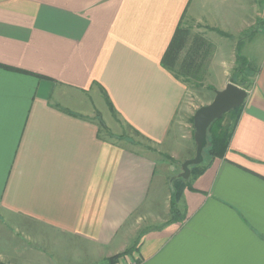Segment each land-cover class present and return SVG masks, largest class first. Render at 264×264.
<instances>
[{
    "label": "crops",
    "instance_id": "crops-1",
    "mask_svg": "<svg viewBox=\"0 0 264 264\" xmlns=\"http://www.w3.org/2000/svg\"><path fill=\"white\" fill-rule=\"evenodd\" d=\"M180 21L204 60L259 43L224 157L177 190L185 87L160 60ZM262 26L264 0H0V264H264ZM106 99L131 135L100 134Z\"/></svg>",
    "mask_w": 264,
    "mask_h": 264
},
{
    "label": "rangeland",
    "instance_id": "rangeland-1",
    "mask_svg": "<svg viewBox=\"0 0 264 264\" xmlns=\"http://www.w3.org/2000/svg\"><path fill=\"white\" fill-rule=\"evenodd\" d=\"M259 26H260V24L257 27H259ZM207 30H210V29H207ZM260 30H262L263 34H264V27L263 26L260 28ZM210 31H207L208 33L206 36L208 37L207 39L213 43L218 42V41H216V39H220V37H225V36L220 35V34L217 35L218 33L215 34L216 31H215V33H212ZM260 35H262V34H260ZM257 39L258 38H256L253 35H245V37L243 35H240L238 37H234V39L223 41V42H221L222 44H218L219 52L214 50V53H213V50H212V52H210V55L206 56V59L204 60V64L202 65V68H201V77H200L199 81L188 80L190 82H188V81L184 82L185 81L183 79L184 77L181 76V74L178 72L177 69H174V71H171L172 75H174V77L177 76L180 79V83L185 87V90H184L185 95H184L183 102H182L183 103V109L182 110L185 111V107H186L187 113L183 112L184 116L180 115V117L184 120L185 124L188 123V125L190 126L187 128L188 129L187 132H188L189 136H191V137L188 141L180 139V143H179V146L177 148L178 155H174L173 158L167 154L163 156V158H164L163 164L168 169L170 168L171 170L176 171L175 176H173V177L169 176L168 177V179L170 181H173L174 179H176V177L179 176V174L182 172L181 165L185 161V160L183 161V159H185V158L192 159L195 155L196 145H195V142L193 139L194 128H193V122H191V119L193 118L194 112L200 106L207 105L212 101V99L215 96V92L220 91L219 86L222 83V81H226L228 78L233 77V80H235L238 83L241 81L244 83H249V84L252 83L254 72L258 66L255 64V58L257 57V52L250 50V48H248V47L252 46L253 43ZM191 41H189V43ZM258 43H259V41H256V44H258ZM231 46L235 47V56H234L235 58H233V57L228 58L227 57V55L229 56ZM221 52H222V56H225L226 58L220 57ZM237 63L239 66V70L242 71V73L238 72V75L233 74V72L235 71V69L237 67ZM222 64H225L223 66V70L221 69ZM228 70H230V71H228ZM227 71H228V73H226ZM220 80H221V82H220ZM239 80H241V81H239ZM228 83H230V82H228ZM223 89H221V90H223ZM109 112H110V110H107L106 119H105L106 121H104V119H102V117L100 118L99 113H96V117H97L96 122H97L98 128L100 130V134L104 138L114 139V140H116L120 136L126 137L129 134L131 135L130 130L127 128L128 127L127 124L124 123L123 120H121L117 117H114L115 116L114 114H113L114 116L112 115L114 118L113 117L110 118V115L112 113L111 112L109 113ZM230 118L231 117H230L229 112L225 113L221 118H219V119H222L221 120L222 126L229 127L228 125L231 124V122H232L230 120ZM106 123L108 124V126L110 128H108ZM183 132H186V130H183ZM134 138H136V137L134 136ZM139 149H141V148L139 147ZM205 151H206V148L204 149V153H203V162L200 164V165H203L202 167L207 165V163L209 162V159L207 157V153H205ZM150 155H153V154L150 153ZM188 159H186V160H188ZM158 171H160V170H158ZM166 172H167V170L164 171L165 174H166ZM171 194H173V188L171 190ZM162 196L164 197V193ZM149 210H150V215L152 213H155L156 215L162 214V211H163L162 199H160L156 202V205H154L153 209H152V205H151ZM122 255H123V253L118 255V258H120Z\"/></svg>",
    "mask_w": 264,
    "mask_h": 264
},
{
    "label": "trees",
    "instance_id": "trees-1",
    "mask_svg": "<svg viewBox=\"0 0 264 264\" xmlns=\"http://www.w3.org/2000/svg\"><path fill=\"white\" fill-rule=\"evenodd\" d=\"M189 41H190L189 30L182 28L181 21H180V23H178V26L176 27L173 33V36L165 52L163 53L161 57V60H160L161 66L170 71H174V69H177L182 77L192 78L194 76L193 74H192L193 76L186 75V74L193 73L195 69L198 70L200 67V64L204 61L203 58L206 54V53L203 54L202 52V55H199L198 53H195V50L197 49L201 50L204 47H206L207 49L209 48V46L206 44V42L203 39H201L198 36H195L190 43ZM182 54L183 56L181 57ZM198 58H200L199 59L200 61L198 60ZM196 63L199 65H196ZM238 72L242 73V71L239 70V66L237 63V67L235 71L233 72V74L238 75ZM175 77L178 78L177 76ZM187 81L188 80H185L184 82H187ZM230 83L243 88L245 91L246 89L249 88V85L252 84V83L250 84L244 83L242 81L238 83L235 80H233V77L231 78ZM244 85L245 87H243ZM106 103L112 115L113 114L115 115L113 106L111 105L109 100L106 99ZM240 109H241V106L229 112L230 117H231L230 120L232 121L231 124L228 125L229 127L222 126V123H221L222 119L215 120L208 127L207 146L205 147L206 148L205 153H207V157L210 162L215 158L224 157L225 152L228 149L229 141L232 135L233 128L237 122ZM191 122H193L192 119H191ZM203 153H204V150H203ZM202 166L203 165L190 166L189 179L195 178L199 176L200 174H202L205 171L207 165L204 167ZM188 180H184L182 178H179V176H177L176 179L173 180L174 189L177 188V190H179L182 186H184L185 184H188ZM177 190L175 191V194L178 193ZM128 252L129 251L127 250L123 254L128 253ZM117 259H118V255H115L109 258L106 264H115Z\"/></svg>",
    "mask_w": 264,
    "mask_h": 264
},
{
    "label": "water",
    "instance_id": "water-1",
    "mask_svg": "<svg viewBox=\"0 0 264 264\" xmlns=\"http://www.w3.org/2000/svg\"><path fill=\"white\" fill-rule=\"evenodd\" d=\"M247 91L241 87L227 83L225 88L215 92L212 101L200 106L193 114V139L195 142V155L192 159L185 160L181 165L182 172L179 177L187 180L190 176V166L200 165L203 162V150L207 146V130L212 122L221 118L243 104Z\"/></svg>",
    "mask_w": 264,
    "mask_h": 264
}]
</instances>
